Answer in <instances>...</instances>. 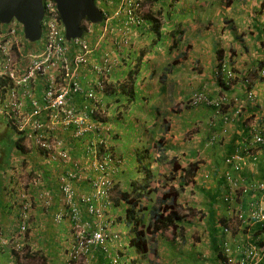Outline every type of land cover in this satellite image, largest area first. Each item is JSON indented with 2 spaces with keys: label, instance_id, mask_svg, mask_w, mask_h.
<instances>
[{
  "label": "crops",
  "instance_id": "crops-1",
  "mask_svg": "<svg viewBox=\"0 0 264 264\" xmlns=\"http://www.w3.org/2000/svg\"><path fill=\"white\" fill-rule=\"evenodd\" d=\"M167 2L173 4V7L169 8L172 11L168 22L175 30L176 39L173 38L165 48H161V44H153V48L158 47L160 51L156 50L157 56L153 54L149 57L147 54L143 55L148 44L144 34L137 37L131 55L140 52L139 56L146 62L144 67L141 60L147 82L146 93L143 95L146 97V102H143L144 99L140 95L134 100V93L129 114L135 112L136 108L139 110L142 102L144 116L151 115L152 123L147 125L149 122L143 119L144 124L138 129L139 133L142 131L144 134L141 133L140 137L134 139L138 126L134 124L135 121L126 120V123L124 120H119L122 130L120 131L115 125L113 127L124 136L121 140L118 138L113 140L112 145L117 150L115 153L119 155L120 150L124 158L127 147L135 148L139 141H143L142 137L146 138L149 142V157L153 156L152 159L157 161L154 165L160 167L158 171L160 178H162L161 174L170 170V175L174 173L172 175L174 180L170 181L169 185L177 187L183 182V172L181 170L172 172L173 162L178 163L181 168L198 164L199 170L196 176L192 177L194 181L188 182V191L179 198V202L185 205L188 201H185L184 196L190 195L188 204L196 212L192 220L194 223H186L185 244L179 238L174 242L172 236H169V240L159 239L158 242H152L154 245L149 243V253L151 247H154L157 253L153 252L154 258L147 261L148 254H141L129 245L127 239L129 228L121 221L124 215L123 206L111 208L113 205H110L109 208L112 210L108 209V211L111 213L109 217L111 223H114L113 230L116 233L125 231L128 234V237L123 235V243L127 244V249L113 243L110 250L115 248L114 253L108 255L100 253L92 264H110L111 255L122 257V262H127L126 264H129L130 258L133 259L136 255L141 256L137 258L141 264L145 262L221 264L218 250L223 236L220 228L221 220L225 221L231 217L225 198L236 192L233 203L239 210L250 211L254 205L253 202L250 203L252 199L250 196L245 197L240 192L231 190L232 185L227 182L226 177L242 178L244 184L264 179L262 156L256 162L249 159L242 173L233 171L227 163V158L234 153L236 147L249 138L250 133H247L250 130L249 126L257 122L260 126L264 125V7L262 6L264 0H176L175 3L168 0ZM169 51L171 54L168 57ZM97 55H91L92 62H100ZM136 61L131 60L125 64L121 62V58L119 59L110 77V86L113 90L109 94L101 95L99 109L104 108L112 112V105L120 106V103L115 105L112 102L118 96H122L115 82H122L127 73L136 67ZM222 61L229 63V67L236 74L237 79L233 80L231 89L227 88L226 81H220L216 76V70ZM82 76L83 85L92 89L97 78L95 81L90 68ZM246 79H253L258 105L248 103L246 87L243 84ZM130 90L132 91V88ZM198 94H204L210 99L231 96L237 103L232 100L224 107L221 114H217L215 108L208 104L201 105L202 108L207 109V112L198 113L191 107L185 110L183 102ZM73 104L79 108H84L85 104L93 107L91 102L80 96H77ZM238 112H241L242 117H238ZM207 121L208 129L205 127ZM141 123L142 120L139 124ZM199 124L202 129L198 132L193 131L199 129ZM34 152L33 148V151L30 149L26 150V154H19L13 162L14 167H8L6 172H0V264H22V256L14 255L13 245H21V251L23 247H27V250H36V246L38 249L42 248L48 257V264H65L66 261L65 247L70 239V225L67 221L58 223L54 217L66 206L62 204L64 198L58 178L69 171H74L64 170L60 161L47 163L40 160ZM127 153L130 155L124 160L126 168L125 161L129 163L132 159L130 149ZM79 161L80 159L77 163L81 165ZM88 171L97 175L92 168ZM89 172L82 178L78 177L76 184L72 183L79 197L86 196L92 191L90 186L85 185V179L91 178ZM39 174L42 175V179L36 182ZM122 174H124L123 168L114 171L117 182H121L119 179L124 181L125 176ZM114 197L113 193L107 199L108 202ZM243 202L245 206L241 205ZM260 205L264 210V201ZM82 208L85 211V207ZM24 222L27 231L22 234L19 230ZM256 229L257 224L254 222L234 227L233 232L237 233L233 242L234 249L238 245L252 241L256 236L254 234ZM244 231L248 232L245 237L238 234ZM131 254L133 257L130 256ZM135 263L136 261L133 262Z\"/></svg>",
  "mask_w": 264,
  "mask_h": 264
},
{
  "label": "built area",
  "instance_id": "built-area-1",
  "mask_svg": "<svg viewBox=\"0 0 264 264\" xmlns=\"http://www.w3.org/2000/svg\"><path fill=\"white\" fill-rule=\"evenodd\" d=\"M95 2L103 13V22L95 25L88 20L83 21L84 35L81 39L67 40L57 4L53 0H43L45 11L42 21L43 34L38 42H29L23 26L16 21L10 24L0 22V123L13 129L17 138H24L22 145L26 150L34 148L45 151L44 161L47 163L60 161L67 165L71 162V156L65 149L63 141L54 137L59 131L74 126L76 131L73 137L78 139L91 129L88 106L85 104L84 108H79L73 104L77 96L91 102L93 104L91 113L96 115L101 113L99 109L101 95L109 94L113 90L110 86V73L118 65L120 56L102 50L104 53L101 62L91 61V55L100 50L102 43L109 39L108 35L117 36L113 23L118 28L117 21L126 19L124 23L126 28L116 40L119 43L122 37L121 45L127 49L132 48L134 44L130 36V33L133 34L131 26L141 28L143 23L145 24L148 6L144 4V0H95ZM88 38H91V41ZM88 68L93 72L95 81L97 78L92 89L83 85L82 75ZM220 74H227L229 81L234 79L233 72L227 70L226 65L216 71L217 76ZM249 99H253L251 93ZM202 103H209L218 109L222 104L204 94H198L193 98L191 105L198 107ZM104 144L105 141L100 140V145ZM260 156L264 158V129L257 127L250 132L248 144H241L236 148L227 158V163L233 171L240 172L244 170L247 159L256 161ZM84 157L85 163H88L84 165V170L92 168L97 172V178L92 183L97 191V199L101 201L109 199L114 184L110 173L116 167L112 152L101 154V151L97 152V148L94 147L87 151ZM79 163L82 164V161ZM83 176L81 172L80 178ZM76 177L78 176L75 173L69 171L66 176L58 178L67 208L66 212L61 210L57 213L56 221L71 222L70 239L65 247V264H90L87 259L93 247H101L109 253L107 247L109 242L121 243L123 237L119 234H110L109 225L103 222L101 225L98 224L92 234H87L88 224L81 222L73 203L76 191L70 180ZM39 179H42L41 174L38 175L36 182ZM226 179L232 185L231 188L242 190L243 194L251 190V187L240 188V178L227 176ZM252 188L262 193L264 197V180L252 185ZM82 199L86 202L84 198ZM230 199L227 197L226 201L231 202ZM109 202L105 203V206H102V203L99 207L91 205L90 214L101 222L105 214L104 209L108 210L110 207ZM260 203L256 201L248 214L236 209V219L225 229L227 234H230L231 230L233 232L239 223L248 225L250 219L264 225V210ZM24 209H27L26 206ZM21 219L23 220L22 217ZM26 231L27 225L24 222L20 232L24 234ZM259 240L251 242L252 244L241 251L242 254L237 252L236 257L240 254L245 255L241 261L233 257L231 249L227 247L226 264H264V246L256 244ZM17 251L21 256V247H18ZM111 264H121L120 257L111 256Z\"/></svg>",
  "mask_w": 264,
  "mask_h": 264
},
{
  "label": "trees",
  "instance_id": "trees-1",
  "mask_svg": "<svg viewBox=\"0 0 264 264\" xmlns=\"http://www.w3.org/2000/svg\"><path fill=\"white\" fill-rule=\"evenodd\" d=\"M168 0H144V4L149 7V14L144 18L145 24L143 23V26L141 28H137L134 26L132 28L133 34L130 33V36H132V41L137 42L138 38L141 37L144 34L151 33L152 35L149 34V37L152 38V43L153 44H161V48L167 47L169 45L170 41L173 40V38L176 37L175 30L173 27L170 26V23L168 20L166 21L164 17V11H163V6L165 2ZM173 4H170V9L173 7ZM264 7V2L262 4ZM175 7V6H174ZM168 11V16L171 15V11ZM126 19L117 21L118 28L115 23H113V28L116 30V35L121 36L124 31ZM119 29V30H117ZM121 30V31H120ZM120 33V34H119ZM155 33V34H153ZM119 34V35H118ZM114 35H108L109 39L104 41L100 47V50H96L93 55H97L98 59H100V62L103 57V51H109L112 55L114 56H120L121 62L128 64L129 62L127 61L126 58H130L131 60L133 59V47L127 49L126 46L121 45L122 42V37H120V42L118 43L116 40V37ZM154 36V38L152 37ZM89 39V38H88ZM176 39V38H175ZM91 41V38L89 39ZM169 41V42H167ZM170 51L169 54L170 55ZM140 58L137 59L135 64V68L129 71L127 73V76L123 79L122 82H115V84H118V88L120 90V93L122 96H118L114 101V104L116 105L117 103H120L119 107H113L112 105V112H108V110L101 108V111H105V114H94L91 113V107L90 105L88 106V114H89V126L91 127L90 130L86 131L83 133V135L75 139L73 137L75 133V127L70 126L69 128H64L62 131H59L57 135H54V137H57L61 141H63L65 145V149L69 152V155L71 156V162L67 165L63 164L62 167L64 170H73L78 177L81 176V172H83V175H87L89 172L88 169L85 171L84 170V164L85 162V155L87 151L90 149H93L94 147L97 148V152L101 151V154L106 153L107 151L112 152L114 150V147L112 145V141L114 140V137L111 136L114 130V125L116 128H118L120 131L122 130L121 124H119V120H121L122 115L120 113V110L128 109L131 107L130 102L133 100V94L135 93V98L136 96H142V99H144L143 102H146V97L143 96L146 93V82L147 78L145 77V74L143 73L144 69L142 66V62ZM223 61L219 64L217 69H222L223 67ZM115 71V67L112 69L110 73V77H112L113 73ZM222 74L217 77L218 80L222 81ZM119 82V83H118ZM120 86V87H119ZM132 88V91L130 90ZM118 90V92H119ZM132 99H131V98ZM195 97V96H194ZM193 97V98H194ZM130 98V99H129ZM192 99L188 100V106L191 107ZM140 101V100H139ZM140 108L139 110L136 108L135 112H141V116L138 117L134 124H138L143 118H147V116H144V104L140 102ZM111 107V106H109ZM127 113L126 115H128ZM110 115V116H109ZM113 115V117H112ZM130 115V114H129ZM112 117V119H111ZM125 118L127 116H124ZM263 118V117H262ZM127 119L124 121L126 122ZM261 120V119H260ZM128 122V121H127ZM126 122V123H127ZM132 122V121H130ZM123 123V122H121ZM125 123V124H126ZM119 134L115 136V138L121 140L124 136L123 133L118 132ZM136 134V135H135ZM135 138L140 137L139 129L137 126V131H135ZM120 136V137H119ZM100 140H104L106 144L100 145ZM24 141V138H17L15 131L9 127H6L5 133L3 136L0 137V172H6V169L14 167L13 162L16 161L17 157L22 154H26V149L23 147L22 143ZM127 143V142H126ZM127 145V144H125ZM93 146V147H91ZM128 147L126 148V150ZM35 152L34 154L40 158V160H44L46 152L43 150H37L34 149ZM125 150L124 153V160L125 158L129 157L130 154H128ZM28 151V150H27ZM33 151V149H32ZM115 155V151L112 152ZM148 152H143L142 149L136 145L134 153L132 154V159L130 160L129 163L125 161L127 164V168L125 167V164L123 166L124 169V175L125 177L123 178L124 181L119 179L121 182H117L113 184L112 191L110 192L111 194L114 193L115 197L114 199L111 198L112 200L109 202V205H114L115 207L118 206H123L124 209V215L121 221H123L127 227L129 228V245L138 251L141 254H148L149 252V243L151 244L152 242H158L159 239L163 240H169V237H167V234L172 236L174 242H177L176 239H180L182 243L185 244V235H187V230H186V223L188 222H193L189 213L192 212L193 208H190L188 214H183L182 215V208L186 207L185 205L181 204L179 202V198L185 194L188 189V182L194 181L192 177L196 176L199 166L198 164H193L190 167L187 168H181V166L173 162V168L172 172L176 171H182L183 172V178H182V183L179 184L177 187L176 185H166L162 186L163 192L159 194V187H161L158 183L157 180L151 179L154 177V173L152 171V168L150 166H147L144 162L149 159ZM81 160L82 164L79 165L77 164L76 160ZM136 163V164H135ZM13 165V166H12ZM146 170V175H142V172ZM135 171H137L135 174ZM174 173H171L170 181L174 180V176H172ZM91 178L85 179V185L90 186L92 191L86 194V196H80L79 193H77L76 188L75 189V196L73 198V203L76 206L75 208L78 210L80 220L83 224L87 225L89 229H95L97 226L96 219L94 215H91L89 212V207L91 205L95 207H99V204L102 203V206H105V203H108V200L103 199L98 200L97 199V191L96 188L93 186V180L97 178V175L94 173H90ZM96 175V176H95ZM66 176V175H64ZM78 177L75 179L70 180L73 184L77 183ZM260 179V178H257ZM259 181V180H258ZM157 182V183H156ZM250 183V182H249ZM158 193V194H157ZM157 194L156 202L153 204V201H150L152 199V196ZM64 198V196H63ZM81 198H84L86 202ZM150 198V199H149ZM80 199V200H78ZM153 200V199H152ZM107 201V202H105ZM254 202V201H253ZM66 204V200L64 198V201H62V204ZM151 203V204H149ZM241 205L245 206V203L243 202ZM73 206V204H72ZM85 207V211L82 210V207ZM244 206H241L244 208ZM66 206H64V210L66 212ZM70 208V207H69ZM103 208V207H102ZM114 208V207H113ZM61 211V210H60ZM59 211V212H60ZM194 211V210H193ZM231 213V217L228 219L221 220V229H222V239H220V246H219V258L221 259V264H226V249L227 247L231 249L233 253V257H236L237 252H241L243 249H245L249 244H252L251 242H255L257 239H260L256 244L260 246H264V225L261 223H257V229L254 232L256 235L253 237L254 239L250 241L249 243H244L242 245H238L236 249H234V241L236 238L235 232H230V234H227V231H225L226 228L230 227V224L233 222L234 219H236V211L233 209H229ZM58 212V213H59ZM73 212V208L71 209V213ZM104 216L101 218L102 222L104 221L105 224H108L110 221V216L106 217L108 213V210L104 209ZM57 215V213H56ZM56 215L54 217V220H56ZM85 217V218H84ZM89 218H91L89 220ZM149 219V223L145 225V220ZM109 220V221H108ZM67 222L70 223L68 220ZM103 222V223H104ZM189 224V223H188ZM242 224L244 226V223H239L238 226ZM109 225V224H108ZM20 232V230H19ZM94 232V231H93ZM93 232L87 231V234H92ZM238 234L240 236H246L248 235V232H242ZM253 234V235H254ZM238 236V235H237ZM20 237V235L18 236ZM228 237V239L226 238ZM17 238V237H16ZM230 238V240H229ZM17 240V239H15ZM151 241V242H150ZM1 243V242H0ZM21 246V245H20ZM19 245H16L12 247L14 255L16 253V249L20 247ZM218 247V246H217ZM22 248V247H21ZM24 249V247H23ZM22 249V250H23ZM244 251V250H243ZM23 252V251H21ZM242 254V252H241ZM239 255L237 258L238 261L243 260L245 255ZM23 257V254L21 255ZM20 257V256H19ZM36 258H42L47 264H48V257H46L45 252H43L42 248H39L36 246V250H27V253L25 255V260L29 259H36Z\"/></svg>",
  "mask_w": 264,
  "mask_h": 264
},
{
  "label": "rangeland",
  "instance_id": "rangeland-1",
  "mask_svg": "<svg viewBox=\"0 0 264 264\" xmlns=\"http://www.w3.org/2000/svg\"><path fill=\"white\" fill-rule=\"evenodd\" d=\"M176 2V0L173 2V3H175ZM162 8H163V11H164V17H165V19H166V21L169 19L168 17V11H169V6H170V3L169 2H165L164 4H162ZM149 7H147V14H149ZM148 35L150 34V35H152L151 33H147ZM146 34V40L145 41H148V44H147V49H146V53L145 54H143V55H146L147 54V56H149V57H151L153 54H155V52H156V50L157 51H160L159 49H158V47H155V48H153V43H152V41L154 40H152V38H150L148 35ZM153 34H155V33H153ZM153 38H154V36H152ZM139 54H140V52H136L134 55H133V59L134 60H137V59H139L140 58V60H142V57L141 56H139ZM171 54V53H170ZM156 56L158 55L157 53L155 54ZM161 55V54H160ZM167 56L169 57V55L167 54ZM146 57V56H145ZM166 58V57H165ZM127 59V61L128 62H130L131 61V59L130 58H126ZM139 60V61H140ZM142 62H143V66L145 67L146 66V62L144 61V60H142ZM225 65H226V67H227V70H229V63L227 64V63H225V62H223ZM226 73H227V71H226ZM222 79H223V81H226L227 82V88L228 89H231V87H232V84H233V81L231 80V81H229L228 79H227V74L225 75V76H223L222 77ZM233 88V87H232ZM210 99V98H209ZM211 100H214L215 102H221L222 104H221V106H220V109H218L216 106L214 107L213 106V108H215V110L217 111V114H219V112L218 111H224V107L227 105V104H229V103H231V101L233 100V101H235V103H237L236 102V99L234 100V97H231V96H229V97H227L226 95L225 96H221V97H218V98H214V99H211ZM223 101V102H222ZM188 101H186V102H183V107L185 108V110H188L189 109V106H188V103H187ZM202 104H204V103H202ZM202 104H200L198 107H196L195 109H194V111H197L198 113H202V112H207V109H205V108H202L201 107V105ZM208 105H210V106H212L211 104H209L208 103ZM104 109V108H103ZM198 109V110H197ZM191 110V109H190ZM193 110V109H192ZM191 110V111H192ZM193 111V112H194ZM100 112L102 113V114H105V111H101L100 110ZM120 113H121V115H122V118H121V120H125V117L124 116H127V121L129 120V121H132V120H136L138 117H140V114H138L139 113V111L136 113V112H131L130 113V115L128 116V115H126L127 113H129V109H128V111L126 110V109H122V110H120ZM189 113H191L190 111H189ZM143 119H146L149 123L147 124V125H150L152 122L150 121L151 119H152V117H151V115H149L147 118H143L142 117V119H140V120H142V123L141 124H137L136 123V125H138V127L140 126L141 128H142V126H143V124H144V122H143ZM209 124V122L207 121L206 123H205V127H207V129H208V125ZM4 124H2V123H0V137L1 136H3L4 135V133H5V130L6 129H4L5 128V126H3ZM7 127V126H6ZM205 127H203V128H205ZM202 129V127L200 126V124H199V129H194L193 131H197L198 132V130H201ZM113 133L114 134H111V136H113L114 137V140L116 139L115 138V136H117L119 133L117 132V130H113ZM142 133V131H140V134ZM190 133V132H189ZM142 134H144V133H142ZM139 136H141V135H139ZM188 136H190V134H188ZM118 137V136H117ZM143 139V141H139L137 144H138V146L142 149V151L143 152H148L149 151V142H147L148 140L146 139V138H144V137H142ZM114 147V146H113ZM133 148H131V146H130V148H128L127 150H126V152L127 151H129V149H130V151H131V153L133 154L134 153V150H135V148H134V146H132ZM116 149H115V147H114V150L113 151H115ZM117 151V150H116ZM115 151V152H116ZM118 153H119V155L118 154H116L115 153V163H119L118 165L120 166V169H122L123 168V166H124V158L121 156V151L119 150L118 151ZM148 155H149V152H148ZM153 157V156H152ZM152 157L151 158H149V159H147L144 163L147 165V166H150L151 168H152V171H153V173H154V177L151 179V181H153V179H155V180H157L158 181V183L157 184H159L161 187H159V194L161 193V192H163V188H162V186H166V185H169V183H170V177H171V175H170V170H169V172H167V173H163V174H161L162 175V178H160V176H159V174H158V171H159V169H160V167H157V166H155L154 165V162H157V161H155L154 159H152ZM200 160V159H199ZM198 160V161H199ZM136 164V163H135ZM154 169V170H153ZM114 171H118V169H114L111 173H110V176H111V178H112V180L114 181V183H116V178H114ZM137 171H135V174H137L136 173ZM142 175H146V170H144L143 172H142ZM188 187V186H187ZM158 194V193H157ZM157 194H155V195H153L152 196V199L150 200V201H153L152 203L153 204H155V202H156V198L158 197L157 196ZM150 199V198H149ZM184 199H185V201H188V203H190L189 202V200L191 199L190 198V195H189V197H188V194H187V196L185 195L184 196ZM188 203H186V207H184V208H182V215L183 214H188V212H190L189 211V209L192 207V206H189L190 204H188ZM149 204H151V203H149ZM113 207H115L114 205L111 207V208H113ZM111 208H109V210H112ZM109 212V211H108ZM111 215V213H108L107 214V216L106 217H109ZM189 215H190V217L192 218V219H194L195 217V215H196V212H194L193 210H192V212L191 213H189ZM99 221V222H98ZM109 221V220H108ZM104 222V221H103ZM96 223H97V226H98V224L100 223V225L102 224V221L100 222V220L99 219H96ZM149 223V219H146L145 220V225H147ZM104 224H105V222H104ZM108 224H109V228L111 227V232H110V234H119V235H121L122 237H123V235L124 236H126V237H128V234L127 233H125V231H123L124 233H122V232H119V233H116V231H114L113 230V225H114V223H111V218H110V221L108 222ZM115 224H117V222H115ZM97 226L95 227V229H88L89 230V232H93V231H95L96 229H97ZM87 230V231H88ZM170 235L169 234H167V237H169ZM125 237V238H126ZM128 239V238H127ZM123 241H124V239H123ZM123 241L120 243H118V242H109V244L107 245V247H108V249H109V253H114V249L115 248H111V250H110V246L112 247L113 246V243L114 244H120L122 247H124V248H126V246H127V244H124L123 243ZM193 241V240H192ZM196 241V240H195ZM129 242V241H128ZM151 242V241H150ZM152 245H154V243H151ZM180 244V243H179ZM27 247H24V249L22 250L23 252H22V254H23V257H22V264H47L42 258H36V259H29V260H25V255H26V253H27ZM127 249V248H126ZM97 252H99V253H97ZM153 252H156V250H155V248L154 247H151V249H150V253L148 252V256H146L147 257V261H151L150 259H153L154 258V256L152 255L153 254ZM164 251L162 250V252L161 253H163ZM95 253V254H94ZM100 253H106L105 252V250H103L101 247H93L92 248V250H91V253H90V255H89V257H88V261H89V263L90 264H92V262H93V260H94V258H96V256L97 255H99ZM109 253H106L107 255L109 254ZM157 253V252H156ZM17 254H18V256H20V254H19V252L17 251ZM112 256V255H111ZM130 256H132L133 257V255L131 254ZM141 256H139V255H136V257L135 258H133V259H131L130 258V263L129 264H133V262L134 261H136V263L135 264H141L140 262H139V258H140ZM122 258V257H121ZM120 258V263L121 264H126L125 262L123 263L122 262V259ZM138 258V259H137ZM113 259V258H112ZM110 264H111V261H110ZM145 264H150V263H146L145 262Z\"/></svg>",
  "mask_w": 264,
  "mask_h": 264
},
{
  "label": "water",
  "instance_id": "water-1",
  "mask_svg": "<svg viewBox=\"0 0 264 264\" xmlns=\"http://www.w3.org/2000/svg\"><path fill=\"white\" fill-rule=\"evenodd\" d=\"M53 1L57 4L68 41L83 37V21L88 20L95 25L103 22V13L95 0ZM44 12L43 0H0V22L21 24L26 39L31 43L42 37Z\"/></svg>",
  "mask_w": 264,
  "mask_h": 264
},
{
  "label": "clouds",
  "instance_id": "clouds-1",
  "mask_svg": "<svg viewBox=\"0 0 264 264\" xmlns=\"http://www.w3.org/2000/svg\"><path fill=\"white\" fill-rule=\"evenodd\" d=\"M175 0H171V2L173 3ZM148 15V14H147ZM101 24V23H100ZM100 24H96V25H100ZM224 64V63H223ZM225 65V64H224ZM229 69L233 72V74H234V79L233 80H236L237 78H236V74H235V72L233 71V69H231L230 67H229ZM217 70H219V69H217ZM216 70V71H217ZM217 76V75H216ZM221 76H225V75H221ZM218 77V76H217ZM232 80V81H233ZM244 83V86L246 87V95H247V98H248V103H252V105H258V103H259V101H258V99H257V95H256V91L253 89V79H246V81H243ZM252 94L253 95V99H249V94ZM261 102V101H260ZM191 108H196V107H192L191 106ZM221 113H223V111H220V113L219 114H221ZM242 117V115H241V112H238V117ZM259 121H261L260 119H259ZM257 127H259V128H263L264 129V125H262V126H260L259 125V123L257 122V123H254V124H251L250 126H249V128L248 129H250L247 133L249 134L251 131H252V129L254 130L255 128H257ZM250 137V136H249ZM249 139V138H248ZM248 139L247 140H244L241 144H243V145H247L248 144ZM240 144V145H241ZM240 145H238L236 148H238ZM113 152V151H112ZM234 152H235V150H234ZM113 154V153H112ZM113 157H114V159H115V155L113 154ZM263 157V156H262ZM116 160V159H115ZM248 160L249 159H247V162H248ZM263 160H264V158H263ZM257 161V160H256ZM256 161H254V162H256ZM119 163H115V169H118V168H120V166L118 165ZM243 171H241V173H242ZM241 179V182H240V188H243L244 186V188H250L251 187V190H248L245 194H243V192H242V190H235V189H233V188H230L231 190H235V191H238V192H240L241 193V195H243V196H250L252 199L250 200V203H252L253 201H258V203H260V201H264V197L261 195L262 193H260V192H258V191H255V188H252V185H254V184H256V183H258V182H261V181H263L264 179H260L259 181L258 180H256V181H253V182H250V183H247V184H244V179H242V178H240ZM114 182V181H113ZM255 191V192H254ZM236 193V192H235ZM235 193H232V194H229V197L231 198L230 199V201L231 202H227L226 201V198H225V202H226V204H227V206H228V208L229 209H233V210H236V209H238L237 207H235L234 205V203H233V200H234V197H235ZM263 199V200H262ZM255 202H253V204L255 203ZM243 212H247V214L249 213V211H246L245 209H241ZM250 222H254L255 224H257V223H259V222H257V221H251V219L249 220V223Z\"/></svg>",
  "mask_w": 264,
  "mask_h": 264
}]
</instances>
